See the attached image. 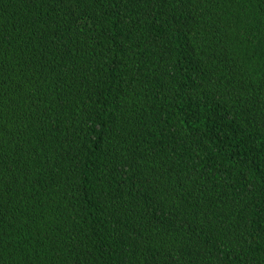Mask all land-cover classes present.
Wrapping results in <instances>:
<instances>
[{
    "label": "trees",
    "instance_id": "16d2710c",
    "mask_svg": "<svg viewBox=\"0 0 264 264\" xmlns=\"http://www.w3.org/2000/svg\"><path fill=\"white\" fill-rule=\"evenodd\" d=\"M0 264H264V0H0Z\"/></svg>",
    "mask_w": 264,
    "mask_h": 264
}]
</instances>
